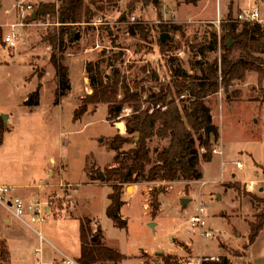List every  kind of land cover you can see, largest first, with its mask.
<instances>
[{"label":"rangeland","instance_id":"1","mask_svg":"<svg viewBox=\"0 0 264 264\" xmlns=\"http://www.w3.org/2000/svg\"><path fill=\"white\" fill-rule=\"evenodd\" d=\"M54 1L0 0V25L19 24L17 7L21 2L32 4L36 10L38 3ZM84 1L91 9L90 22L71 26L72 29L63 27V57L70 66L71 90L57 107L53 105L56 86L51 64L53 49L46 39L50 31L61 28L57 17L48 14L25 26L17 25L14 32L19 39L14 49H6L2 41L3 29L5 34L12 29L0 26V118L7 128L4 144L0 146L3 182L0 185L20 186L19 190L31 185L37 191L34 184L69 182V187L65 186L69 188L67 192L64 189L56 197L63 203L66 199L69 202V220L51 214L44 223L39 220L31 223L32 213L27 211L23 217L31 226L14 220L7 224L0 211V239L7 241L12 264L59 262L52 259L59 253L50 241L65 248L71 255L69 258L76 260L80 253L79 222L85 218L100 221L103 244L124 256L120 264H166L162 257L167 256H171L168 264H183L198 256L208 262L226 256L232 264H264V228L251 243L250 224L256 221L259 212L251 210L250 198L244 193L264 198V73L248 71L244 79L231 82L229 93L222 86L216 95L209 97L219 138L214 140L212 161L206 163L200 156L202 179L145 180L126 186L120 214L128 221L127 228L118 226L106 214L111 186L102 181L92 183L90 177L94 174L97 178L99 172L104 173L105 168L116 164V152L110 150L108 142L118 133L125 135L118 124L125 122L133 108L125 104L120 115L110 120L107 104H87V112L75 117L76 110L93 93L91 79L98 72L104 75L106 85H113L119 71L122 81L117 85H128L132 92L141 91L143 107L147 105L145 100L150 91L174 89L173 80L204 81L209 69L222 66L227 53L222 45V37L228 31L225 24H233L227 20L243 9V1L233 0L235 5L230 0H115V5L109 0ZM245 1L244 9L258 6L264 14V0ZM159 20L165 23L158 24ZM163 34L169 36L164 42ZM214 35L218 46L213 50ZM162 43L167 46L161 47ZM237 53L236 57H241L242 52ZM260 57L259 63L264 65V54ZM88 63L93 64L91 73L86 68ZM177 71L186 74L179 77L174 75ZM39 83L43 84L42 103L31 112L24 100ZM220 85H223L222 78ZM169 92L178 105L187 93L178 96L175 91ZM123 98L121 87L119 99ZM191 99L185 97V103L189 104ZM4 115H8L6 119ZM217 143L223 156L213 153ZM133 145L125 143L122 151ZM168 145L169 139H153L149 143L152 158L156 160L158 150ZM223 160L227 161L224 169ZM239 161L245 165L243 171L237 168ZM253 180L257 184L248 187ZM235 181L240 189L228 186ZM202 182L207 184L200 192ZM200 196L206 207L208 225L213 230L211 237L203 239L192 230L189 221L199 206ZM182 198H190L188 205H183ZM58 201L35 202H42L46 212V206L52 203L54 210ZM153 202L158 209L151 206ZM91 227L95 233V222Z\"/></svg>","mask_w":264,"mask_h":264},{"label":"trees","instance_id":"2","mask_svg":"<svg viewBox=\"0 0 264 264\" xmlns=\"http://www.w3.org/2000/svg\"><path fill=\"white\" fill-rule=\"evenodd\" d=\"M90 1L95 2L96 0ZM109 1L115 5L118 0ZM90 13L91 9L84 0L40 2L37 4V9H34V12L25 18H22L19 13L21 18L19 22L30 23L35 18L51 14L57 17V21L61 25L59 31H50L46 38L53 49L51 63L58 78V87L54 98L55 105L60 104L62 97L71 90L70 67L63 57L65 50V28L63 27L72 29L71 26L90 22ZM234 17L227 20V23L233 22V24H225L228 31L222 37V45L227 53L221 68L209 69V75L205 77L204 81L201 79V81L173 80L174 89L162 88L157 93L150 91L145 100L147 103L145 107L141 102V91L132 92L128 85H117V82L122 81L119 71H116L115 80L117 82L113 85H106L104 75L99 72L95 79H91L93 93L87 96L86 103L76 110L75 117L87 112L89 106L87 104H107L110 120L120 115L125 104L133 108L132 114L125 117V135L118 133L108 142L110 150L116 152L114 157L116 164L105 168L104 173L99 172L97 178H94V174L90 177L92 182L102 181L111 186L112 191L108 196L111 202L107 207V216L118 226L123 228L128 226V221L122 218L120 214L125 204L122 195L127 185L145 180L172 182L182 179L192 181L200 180L203 177L200 156L203 157L204 161L210 162L213 156L214 140L219 138V129L213 125L212 106L210 105V107L208 104L209 97L216 95L222 86L229 93L231 82L236 79H244L248 71L254 70L264 73V65L259 63L262 59L261 54H264V26L252 22H240ZM240 23H243V26L238 31ZM138 28L143 29L142 26ZM173 28H178V26ZM4 38L5 34L3 33V39L2 36L1 39L6 45ZM230 43L231 45H229ZM166 46L167 43L161 44L163 48ZM217 46L218 38L214 35L211 48L214 50ZM238 50L242 52L239 55L241 57H236L239 54L237 53ZM86 68L91 73L90 69L92 70L93 64L88 63ZM185 74V72L177 71L174 75L183 77ZM221 78L223 85H220ZM42 85V83L38 84L36 90L25 100V105L35 108L40 104ZM121 87L124 90L123 99H119ZM142 90L145 91L144 88ZM169 90L175 91L178 96H183L187 92L185 97L192 99L189 104H186L184 97L181 100V105H178ZM228 102H231L230 97H228ZM262 102L264 103V97ZM150 109H153L152 113H150ZM209 126L212 127L210 133L207 131ZM6 130V125L0 118V145L4 142ZM153 139H169L168 147L158 150L156 160L152 158L149 146ZM125 143H134V145L130 149L122 151ZM202 149L205 152H202ZM252 183L256 182H250V184ZM253 184L251 187L248 184V187L253 188ZM228 186L240 189L238 182L229 183ZM244 193L250 198L251 210L259 212L256 221L250 224L249 239L253 243L264 228V198L256 194ZM151 206L155 210L158 209V205L155 206L154 202ZM93 222L97 225L95 233L91 227ZM103 235L100 221L92 218L81 219V254L78 257L80 264L119 263L123 260L124 256L118 250L103 244ZM170 257H162V261L168 264ZM11 261V251L7 241L0 239V264H12ZM205 264H232V260L223 256L218 261H206Z\"/></svg>","mask_w":264,"mask_h":264},{"label":"built area","instance_id":"3","mask_svg":"<svg viewBox=\"0 0 264 264\" xmlns=\"http://www.w3.org/2000/svg\"><path fill=\"white\" fill-rule=\"evenodd\" d=\"M17 8L22 18H25L27 15H30L31 13L34 12L33 5L24 2L19 3ZM234 19L240 22L246 21V22H252V23L264 25V14L260 11L258 6H255V8L247 7L245 9H241L234 17ZM132 21L133 22L135 21V17H133ZM220 22L221 20L218 21V23ZM157 23L161 24V23H165V21L159 20L157 21ZM17 25L25 26V22L21 21L19 22V24L11 23L6 25L7 27L12 29V32L5 34V38H4V41L8 48L17 47V41L19 39V36L14 32V29L16 28ZM216 145L217 146L213 148V153L223 154V151L218 149V143ZM237 167L240 170H243V163L240 161L237 162ZM206 184L207 182L201 183L200 192L202 191V187L205 186ZM13 191H14L13 186H9L7 184L0 185V203L2 205H4L9 211L14 212V214L19 218L25 216L27 211H30L32 213V217L30 221L31 223L37 222L38 220L43 223L46 222V220L52 214L50 209L48 208L49 205L46 206V212H44L45 210L42 208V202L41 203L33 202L31 203V205L27 206V204L21 198L17 196L15 197L12 196ZM199 202H200L199 206L195 209V213L190 217L189 221L192 230L198 232V237L200 239H203L204 237H211L213 235V230L208 225L207 219L205 217L206 207L201 196ZM39 234L42 238H44L41 232H39ZM206 260L207 259L204 258L203 256H198L191 258L190 260L184 262L183 264H205ZM46 264H80V262L78 261V259L73 260L68 256H65L59 262L46 263ZM107 264H117V263L108 262Z\"/></svg>","mask_w":264,"mask_h":264},{"label":"crops","instance_id":"4","mask_svg":"<svg viewBox=\"0 0 264 264\" xmlns=\"http://www.w3.org/2000/svg\"><path fill=\"white\" fill-rule=\"evenodd\" d=\"M240 1H243L242 2V5H244L242 8L244 9V7H245V3H246V1L245 0H238V2L237 3H239ZM256 1V0H255ZM255 1H253V2H255ZM230 2H233V5H235L234 4V1L233 0H230ZM252 2V3H253ZM250 4V2L248 3V5ZM257 4H258V1H257ZM247 5V6H248ZM259 5V4H258ZM260 6V5H259ZM241 9V8H240ZM218 11H219V8H218ZM197 18L199 17V16H196ZM20 20H21V18H20ZM6 25H8V24H6ZM6 25H3V26H6ZM24 30V29H23ZM5 29H3V33L5 34ZM79 37H77V39H78ZM6 49H14V48H8L7 46H6ZM52 64V63H51ZM84 66H85V63L83 64V69H84ZM52 67H53V65H52ZM70 67V66H69ZM53 69H54V67H53ZM70 71V70H69ZM54 74H56V70L54 69ZM55 84H56V86H55V88H53V92H55L56 91V89H57V87H58V78H57V75H56V82L55 81H53ZM86 84V83H85ZM88 85H89V83H88ZM45 87H47L46 85H44ZM37 88V87H36ZM42 88H43V85H42ZM47 89H50L49 87H47ZM32 92H30L29 94H28V96L31 94ZM41 94H42V91H41ZM28 96H27V98H28ZM26 98V99H27ZM25 99V100H26ZM24 100V101H25ZM62 101L63 100H61V102H60V104H58V105H55L54 104V100H53V105L55 106V107H57V106H60L61 104H62ZM41 103H42V95H41V101H40V104L37 106V107H35V108H30L29 109V111H36L37 110V108L38 107H40L41 106ZM25 106V105H24ZM27 107V106H26ZM49 114H52V113H49ZM5 116V115H4ZM6 116H8V115H6ZM125 123V122H124ZM7 126H8V124H7ZM6 133H7V131H6ZM5 133V135H4V141H5V136L7 135ZM3 144H4V142H3ZM2 144V145H3ZM1 146V145H0ZM216 154V153H215ZM224 155V153L223 154H221V156H223ZM212 161V160H211ZM225 163V165L223 166L222 165V163ZM227 161H225V160H223L222 162H221V166H222V168L224 169L225 167H226V165H227V163H226ZM243 162V161H242ZM207 163V162H206ZM236 165H237V163H236ZM238 168V167H237ZM244 168H245V165H244V163H243V170H244ZM239 169V168H238ZM240 170V169H239ZM243 170H240V171H243ZM223 172V171H222ZM224 173V172H223ZM52 175V174H51ZM53 176V175H52ZM234 176L235 175H233V178H231V180L232 179H234ZM203 178V177H202ZM201 178V179H202ZM260 181H262V180H260ZM0 182H2L1 180H0ZM187 182H190V181H187ZM251 182H256V181H251ZM3 183V182H2ZM92 183H95V184H98V182H96V181H94V182H92ZM6 184V183H5ZM256 184H257V182H256ZM9 185H11V184H9ZM66 185H68V187H69V182H64V183H62V181H60L59 183H57V184H54V183H50V184H44V183H39V184H37V185H35L34 184V187H35V189H37V191H33L32 189H31V185H26L25 186V188H27L26 190H19V187L18 186H14L13 185V187H14V191H13V193H12V195H13V197H15V196H20L23 200H24V202L27 204V203H31V202H35V201H42V202H49L50 200L51 201H53V202H55V201H58L57 199H56V197H58L59 196V194H60V191H62V190H64L65 189V186ZM255 185V184H254ZM253 185V186H254ZM58 189V190H57ZM69 188H66L65 189V191L67 192V190H68ZM230 189H234V188H230ZM200 191V190H199ZM69 192V191H68ZM68 197H69V194H68ZM67 197V198H68ZM191 198V197H190ZM190 198H188V199H190ZM182 199H184V198H182ZM190 202V201H189ZM182 203H183V200H182ZM51 204L52 203H50L49 204V209H50V211H51V213H52V216L54 215V216H56V217H61V218H64V219H68L69 220V202L67 201V199L65 200V202L63 203V202H61V201H58V207H56L55 206V208H54V210H52V206H51ZM183 205H188V204H184L183 203ZM109 206V205H108ZM107 206V207H108ZM0 207L1 208H3V209H0V211H1V213H2V215H3V217H4V219H5V221L7 222V224L8 223H12L13 222V220L14 221H16L17 223H19V222H22V223H24V222H26V223H28L30 226H31V224L27 221V219L26 218H24L23 217V219H21V218H19L18 216H16L15 214H14V212H11V211H9L6 207H4V206H2L1 205V203H0ZM160 207H161V205H160ZM241 208H244V206H241ZM106 214H107V208H106ZM157 216V215H156ZM68 223V222H67ZM80 225H81V220H80ZM150 223V222H149ZM25 224V223H24ZM261 233V232H260ZM79 234H80V227H79ZM250 234V233H249ZM52 235H55L56 236V234L53 232V234ZM260 235V234H259ZM258 235V236H259ZM181 241H182V239H181ZM190 241V240H189ZM50 243H51V245L52 246H54L55 247V249H56V251L59 253L57 256H55V257H53L52 259L54 260V259H57V260H62L65 256H71L70 255V253L69 252H67V250L65 249V248H63L62 246H60V245H57V244H55L54 242H51L50 241ZM254 243V242H253ZM193 244V243H192ZM79 245H80V253H79V255H78V257H80V254H81V242L79 243ZM161 253V252H160ZM12 258V257H11ZM51 259V260H52ZM78 259V258H77ZM43 260L45 261V257L43 256ZM12 262V261H11ZM117 264H120V263H117Z\"/></svg>","mask_w":264,"mask_h":264},{"label":"water","instance_id":"5","mask_svg":"<svg viewBox=\"0 0 264 264\" xmlns=\"http://www.w3.org/2000/svg\"><path fill=\"white\" fill-rule=\"evenodd\" d=\"M77 37H79V36H77ZM167 38H169L168 35H164V34H163V35L161 36V40H162V41H165ZM229 45H231V43H230ZM4 118L6 119L7 116L5 115ZM118 126H119V129H120V130H122L123 132H125V130H126V125H125L124 122L119 123ZM211 129H212L211 126H209V127L207 128L208 133L211 132ZM102 178L104 179V176H103V175H102ZM182 200H183V203H184V204H188L189 201H190V199H188V198H184V199H182ZM149 224H150V225H153L154 222H150Z\"/></svg>","mask_w":264,"mask_h":264},{"label":"bare ground","instance_id":"6","mask_svg":"<svg viewBox=\"0 0 264 264\" xmlns=\"http://www.w3.org/2000/svg\"><path fill=\"white\" fill-rule=\"evenodd\" d=\"M130 190H131V191L133 190L132 187L130 188ZM41 261H42V258H41Z\"/></svg>","mask_w":264,"mask_h":264}]
</instances>
